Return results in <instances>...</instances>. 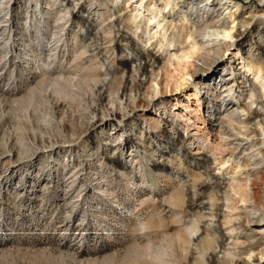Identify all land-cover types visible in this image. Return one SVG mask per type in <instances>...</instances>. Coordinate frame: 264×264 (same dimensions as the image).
<instances>
[{
	"label": "rangeland",
	"instance_id": "1",
	"mask_svg": "<svg viewBox=\"0 0 264 264\" xmlns=\"http://www.w3.org/2000/svg\"><path fill=\"white\" fill-rule=\"evenodd\" d=\"M1 1L13 31L0 29V264H236L264 246L244 220L248 203L231 189L244 171H220L229 151L208 111L215 92L198 79L180 84L198 66L203 82H235L239 117L258 131L264 69L259 77L245 70L248 47L236 55L239 39L221 44L213 67L198 50L187 54L193 22L183 2ZM240 1L244 15L264 10L262 0ZM151 11L159 18L149 24ZM252 25L263 44L252 53L264 62V21ZM140 66L147 73L132 91ZM256 84L259 98L251 97ZM222 125L235 133L231 146H252L237 133L250 132L243 123ZM214 186L217 216L205 222L198 215L213 210ZM178 192L180 207L169 200ZM205 225L221 240L215 260L227 261L210 263L211 251L199 247Z\"/></svg>",
	"mask_w": 264,
	"mask_h": 264
},
{
	"label": "bare ground",
	"instance_id": "2",
	"mask_svg": "<svg viewBox=\"0 0 264 264\" xmlns=\"http://www.w3.org/2000/svg\"><path fill=\"white\" fill-rule=\"evenodd\" d=\"M262 1L264 2V0ZM182 2L186 3L187 5L185 15L189 17L188 20L190 22H193V25L189 30V34L187 35L188 39H186L192 42V44L190 45V48L187 51V54L192 55L198 50L199 60L203 61L204 64L206 65L208 64L209 66L213 67L216 64H218L220 60L218 58H215L213 60V63L210 64L211 57H213V55H220V56L224 55L220 53V45L221 44H231L237 41V39H239L241 43L238 45V50H237L236 55L240 53V50H242V47L244 48L248 47L249 61L244 63L245 70L247 72L252 71L254 75L257 77L261 76L263 69H264V62L262 60H258L259 58L252 53V50L253 48H255L256 45H258V47L261 48L263 44H261V41L257 39L259 35V33L256 34L258 27L256 25H252V21L256 17L264 21V10L249 9V11L247 12L248 14L244 15L242 11L243 9H245V5L240 0L239 1H235V0H188V1L187 0H165V5L166 7L172 5V7L174 8L176 6H179V4ZM143 3H144V0L141 2L140 5L143 6ZM0 5L1 6L5 5L4 1L0 0ZM49 5L51 4L48 3V7ZM7 9L8 8L6 7L4 10H7ZM215 11L220 12L218 14L219 17L212 19L213 18L212 14ZM8 13L10 14L11 10H9ZM8 13H5L4 15L1 14L2 16H0V29H3V31H8V30L13 31V26L11 27L12 24H9V22H11L12 19L8 17L9 15ZM198 16L199 18L195 20L194 18H197ZM158 18H159L158 13L151 11L147 22L151 24L155 21V19H158ZM133 22L138 23V21L136 20H133ZM157 22L159 26L160 24H162L159 20ZM255 37L257 38L255 39ZM164 40L166 41L165 36L162 41L164 42ZM6 41L9 42L10 40L7 39ZM8 46L9 44L2 45V48L5 49L7 53H8V48H7ZM200 70H203V68L201 66H198V70L194 71L191 75L184 77L183 83H180V84H186L194 79H198L197 81L199 83V86L201 88H207L208 94L210 91L215 92L213 93L212 96L216 98V102L212 101V104L208 106L209 107L208 111H209V115L215 118L214 121L216 120L220 121V124H221L220 131H222V135H223L222 138L224 139L226 144H228L226 149L229 151L228 155L222 161L223 167L220 168V171L227 170L231 166H232L231 171H233V169L238 170L237 172L244 171L243 175L245 177L242 178L244 182L237 181L236 184H232L231 189L239 193L241 201H245L246 203H248L245 206L246 214L244 216V220L247 223L255 224L253 230L260 235V240H262L264 243V213H262L264 211L263 210V207H264V152L262 151L260 147L257 146L258 143L264 146V137L263 138L260 137L258 141H254L253 139L255 134H260V136L261 135L264 136V122L261 119H259V121L257 122V125L259 126L258 131L256 130V128L252 129L251 127H249L248 120L250 118L248 117L246 121L240 119L239 112L237 110V107L235 106L236 105L235 100L238 99V95H235V88H234L235 82H232V81L224 82L222 78L218 81L216 77L214 76L211 77L210 80L208 79L209 80L208 82L207 81L203 82L202 81L203 78L199 77L201 76L199 74ZM146 73L147 71H146L145 66L143 67L140 66V68L136 70V75L132 76L133 77V89L131 88L132 91L137 90V89L139 90V85L141 84L139 77L140 75H145ZM204 83L206 84L205 87L203 85ZM258 89L259 87H257V84L253 85L250 91L251 97H254L257 95H258V98L261 97V95L257 93ZM262 89L264 91V85H262ZM223 94L225 96L221 97ZM228 96L230 97L229 100L227 99ZM135 99H136V95L132 96V100L134 101ZM132 100L131 102H133ZM247 109L248 108L242 107V111L247 110ZM220 116H223L226 119L225 120L221 119ZM234 121L237 122L238 124L243 123L244 125L242 127L245 128V130L250 131L249 133H246L245 131L244 132L237 131V133H241L242 136H245L246 139L249 142H251L252 146L247 145V143L237 144L236 146L230 145L231 144L230 138L235 133L230 132V130L228 129L226 130L222 124L224 122H234ZM237 149H240V150L237 151ZM227 164H229V167L226 166ZM202 177H203V174L201 176L199 175L200 180L202 179ZM216 187L214 186L213 188L214 191ZM103 190L105 189H102V191ZM219 192H220L219 190H216L214 193L215 196L211 195L212 196L211 205L213 207L212 208L213 210L210 213H206L202 211L199 213L198 216L200 217L201 220L205 219V222H206L207 217L217 216L215 213V209H216L215 206L218 205L219 200L221 199V197L218 196ZM103 195L109 196V193H104ZM169 200H171L173 204L179 207L182 206L183 203H185V198L183 196H180L179 192L175 195H170ZM206 205L207 204L204 203L200 209L207 208ZM198 227L199 226H195V228L191 231L190 234L197 232ZM202 229L203 231L206 232L207 236L199 241L200 242L199 247L203 249L204 251L205 250L211 251L209 253L211 254V257H212V259H210L212 260L210 263H214L216 261L217 262L227 261L225 257L226 254L224 255L223 259L215 260L214 258L215 257V252H214L215 244L216 243L221 244L220 242L221 240L219 241L218 236H217L218 234L217 228L210 226V225L209 226L205 225L202 227ZM208 235L210 236L208 237ZM186 243H187L186 238H182L181 236L179 239V246L183 249L184 253H186L188 249ZM261 245H262V242H261ZM254 250H255L254 247H252L249 250L247 255L250 259H253L255 263H251L250 259L244 258L242 261L237 262L236 264H264V246L257 251L255 250L256 252ZM252 253L256 255H260L261 258H252ZM161 256L163 257V255L157 254L156 259L162 261Z\"/></svg>",
	"mask_w": 264,
	"mask_h": 264
}]
</instances>
